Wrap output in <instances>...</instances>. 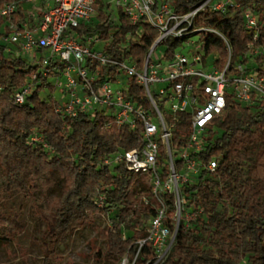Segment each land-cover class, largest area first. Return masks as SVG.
Here are the masks:
<instances>
[{
    "label": "trees",
    "instance_id": "16d2710c",
    "mask_svg": "<svg viewBox=\"0 0 264 264\" xmlns=\"http://www.w3.org/2000/svg\"><path fill=\"white\" fill-rule=\"evenodd\" d=\"M6 1L0 0V5ZM202 1L173 0L172 10L185 14ZM155 2L160 4L162 0ZM232 2L237 8H229L226 14L208 9L194 21L196 27L213 29L226 40L230 53L219 36H200L205 54L217 56L219 70L229 59L230 73L236 65L247 63L250 52L264 49V0ZM245 10L256 13V29L246 30L242 17ZM117 13V19H113L111 13L97 7L96 22L77 31L97 35L99 46H105L111 59L133 58L141 65L159 34L146 24L131 26L122 12ZM4 27L5 20L0 18V196L18 190L31 197L36 190L53 189L59 183L55 196L33 201L34 214L44 228L43 264L51 261L71 235L89 228L105 243L101 258L107 264H122L124 260L127 264H149L155 253L147 243L140 248L139 242L146 238L147 224L157 214L150 179L134 176L121 165H104L119 152L141 149L139 135L125 127L105 129L106 117L101 114L68 118L56 113L58 103L41 95L45 88H55L41 76L24 104L15 105V92L27 83L37 66L27 58L7 53L8 47L1 43ZM184 41L167 39L162 44L167 47L165 56L169 58ZM122 45L127 47L120 50ZM256 62L259 68L264 58ZM131 93L136 103L145 102L142 90L134 84ZM215 128L222 130L221 135L214 133ZM183 131L187 133V128ZM33 136L42 139L49 150L32 143ZM198 158L205 165L215 161L216 169L213 173L201 172L194 186L183 188L186 207L180 214L193 206L197 215L188 223L180 220L160 264H264V103L244 106L228 97ZM163 197L167 203L166 225L174 231V198ZM103 215L109 217V224L100 228L95 220ZM0 229V239H14L22 225L16 219L0 217ZM126 232L130 235L123 237Z\"/></svg>",
    "mask_w": 264,
    "mask_h": 264
},
{
    "label": "built area",
    "instance_id": "2783aa9c",
    "mask_svg": "<svg viewBox=\"0 0 264 264\" xmlns=\"http://www.w3.org/2000/svg\"><path fill=\"white\" fill-rule=\"evenodd\" d=\"M172 2L110 0L107 6L122 12L131 26L146 24L157 30L159 35L141 65L133 58L111 59L105 46H99L97 35L77 31L96 22L97 0H7L0 5V18L5 20L1 43L8 47L7 53L27 58L37 66L27 83L15 92V105L24 104L37 86L38 76L63 77L64 85L59 83L54 88L67 97L57 102L56 113L68 118L101 114L106 117L105 129L125 127L139 135L141 149L119 152L104 165H121L134 176L150 179L157 214L147 224L146 238L139 242L140 248L147 243L155 253L149 264H160L168 253L180 213L186 207L183 188L194 186L201 172L213 173L216 169L215 161L205 165L198 156L211 137L215 120L222 116L227 98L244 106L264 103V62L259 68L256 62L264 58V49L250 52L247 63L236 65L233 73L228 71L229 59L219 70L217 56L205 54L200 36H219L230 53L226 40L215 30L194 24L205 10L223 15L229 8H237L232 0H203L185 14L174 13ZM242 17L246 30L256 29L255 12L245 10ZM192 37L201 42L195 49L184 46ZM127 38L136 40L130 35ZM169 38L185 41L167 58V47L162 44ZM126 47L122 45L120 50ZM161 47V57L153 58ZM185 49H189L187 54ZM209 58H214L210 65ZM133 84L142 90L145 102L136 103L131 93ZM31 142L49 150L38 136ZM164 195L174 198V231L166 225Z\"/></svg>",
    "mask_w": 264,
    "mask_h": 264
},
{
    "label": "rangeland",
    "instance_id": "374dc122",
    "mask_svg": "<svg viewBox=\"0 0 264 264\" xmlns=\"http://www.w3.org/2000/svg\"><path fill=\"white\" fill-rule=\"evenodd\" d=\"M110 0H97V6L103 12H111L112 18L117 19L118 13L113 5H109ZM198 37H192L184 46L197 48L200 44ZM98 48V47H96ZM191 49V48H189ZM189 49L183 52L187 54ZM191 49V50H193ZM179 50V49H178ZM177 50V51H178ZM164 48H159L154 54L153 58H160ZM214 58H209L208 64L213 62ZM39 60V55L37 61ZM255 75V73H251ZM47 83L56 87L59 83L60 86L64 85L65 79L63 77L48 76ZM41 95L50 96L56 102H64L67 97L63 95L59 89L55 88L50 91L45 88ZM214 133L221 135L222 130L215 128ZM1 178V171H0ZM27 179V178H26ZM59 183L55 184L53 189L36 190L31 197H25L22 191L15 190L10 195L0 196V217L3 220L16 219L22 225V231L14 239H0V264H43L45 255L42 231L43 225L38 220L37 215L34 214L35 209L33 206L34 200L50 199L58 193ZM196 212L185 210L183 216L180 215V220L183 222H191L195 219ZM109 224V217L101 216L95 220V225L104 228ZM6 228V225H1ZM3 233L0 229V237ZM173 233V232H172ZM130 233H123V237L129 236ZM173 242V241H172ZM172 244V243H171ZM105 243L97 238L94 229H83L71 235L65 242L64 246L57 248L54 256L48 264H107L101 258L105 252ZM98 254L95 255V253ZM122 264H127L124 260Z\"/></svg>",
    "mask_w": 264,
    "mask_h": 264
}]
</instances>
